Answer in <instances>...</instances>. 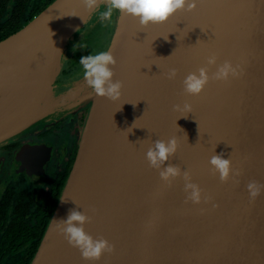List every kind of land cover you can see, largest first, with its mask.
Instances as JSON below:
<instances>
[{
    "label": "water",
    "instance_id": "95a60500",
    "mask_svg": "<svg viewBox=\"0 0 264 264\" xmlns=\"http://www.w3.org/2000/svg\"><path fill=\"white\" fill-rule=\"evenodd\" d=\"M107 3L99 0L89 9L84 0H53L0 40V142L75 97L91 102L65 187L30 264H69L81 254L56 226L71 210L87 217V233L93 215L99 220L109 212L102 238L113 250L99 260L76 258L82 264H264V0H197L193 9L151 23L157 31L155 67L138 137L119 180L109 175L103 155L131 128L119 133L109 126L118 110H110L113 100L85 92L87 84L63 95L53 89L68 42ZM133 22L134 16L118 12L106 48L114 57ZM142 40L135 36L131 45ZM45 52L48 59L42 60ZM226 61L238 74L216 79ZM130 66L114 71L122 88ZM172 68L176 74L169 79ZM38 69L39 80L26 88ZM201 69L207 83L198 94L185 92V77ZM134 100L128 110L123 105L128 115L122 121L132 120ZM169 139L176 150L159 167L149 164L147 150ZM217 155L230 161L225 179L210 163ZM169 165L179 174L164 179L160 173ZM252 181L262 186L255 198L247 188ZM188 183L199 188V202L187 198Z\"/></svg>",
    "mask_w": 264,
    "mask_h": 264
},
{
    "label": "flooded vegetation",
    "instance_id": "af4514ba",
    "mask_svg": "<svg viewBox=\"0 0 264 264\" xmlns=\"http://www.w3.org/2000/svg\"><path fill=\"white\" fill-rule=\"evenodd\" d=\"M49 1L0 0V30H19ZM104 22L99 20L84 35L90 30L99 34ZM110 38L66 49L53 82L56 95L81 85L80 56L94 54L102 43L107 47ZM90 89L87 85L84 91ZM83 96L0 142V264H30L38 249L77 154L91 105Z\"/></svg>",
    "mask_w": 264,
    "mask_h": 264
},
{
    "label": "clouds",
    "instance_id": "9594fccd",
    "mask_svg": "<svg viewBox=\"0 0 264 264\" xmlns=\"http://www.w3.org/2000/svg\"><path fill=\"white\" fill-rule=\"evenodd\" d=\"M99 0H84L85 7L92 9L98 4ZM197 0H108L107 8L100 13L102 21H110L113 11L132 15L138 18L142 26L149 23H160L166 21L172 14L179 9H193ZM83 46V45H82ZM214 58L210 57L209 62ZM79 63L83 68V78L86 84L99 96H104L115 101L121 95L122 82L114 80V66L116 59L110 51H99L80 56ZM176 69L172 68L168 72V78H174ZM237 75V70L229 62L221 65L215 73L216 79H226L228 75ZM209 76L204 69L200 70L199 75L190 73L183 81L184 91L189 94H198L207 83ZM189 106L184 105L183 110H188ZM177 148L174 139L167 141L157 140L154 145L146 152V158L154 167H159L167 157ZM210 163L220 173L221 179H225L230 171V161L219 155L213 156ZM179 174V169L175 166H167L160 175L167 179L170 176ZM261 185L255 181L249 182L247 188L250 198H255L261 191ZM191 189V191H188ZM187 198L194 203L201 199L200 190L195 184L188 183L185 185ZM87 217L80 211L71 210L65 219L57 222L58 230L70 245L79 249L82 258L85 260H99L105 252H111L113 245L106 239L93 238L84 229V223Z\"/></svg>",
    "mask_w": 264,
    "mask_h": 264
},
{
    "label": "bare ground",
    "instance_id": "6f19581e",
    "mask_svg": "<svg viewBox=\"0 0 264 264\" xmlns=\"http://www.w3.org/2000/svg\"><path fill=\"white\" fill-rule=\"evenodd\" d=\"M149 24L147 26H142L139 23L138 18L135 17V22H133V25L131 27L132 31L130 30V38H127L122 43L115 56L116 64L112 66L114 67V71H116L117 68L125 66L129 63L131 65L129 69L130 71L124 79L125 83L123 85V88L121 89L122 95L118 100L113 101L114 106L110 107V110H114L117 108L118 110L113 115H111V117H109V120L107 119L109 122V126L112 127L114 125L115 130L119 133L122 130H126L128 127L131 128L130 132L116 136V140L119 138L118 142L113 144L111 151H107L103 155L104 167H107L109 175L111 177L116 176L117 180L121 179L124 176L127 163L131 156L133 147L135 146L140 125L139 121L142 115L141 113L143 110L145 99L147 97L146 91L150 84V80L155 67V59L158 46L157 31L156 25L153 26L151 23ZM135 36L141 39L145 38V41L142 40L138 45H131V43L134 41ZM46 52L43 55L42 60L48 59V54L46 55ZM122 68L125 69V67ZM134 69L141 79L140 84L137 83V78L132 73ZM40 74V69L33 71L29 78H27L28 85L26 88L31 89L32 86H34V84H36L39 80ZM136 90H139L140 92V102L134 100V97L137 94ZM129 100H134V108L130 109L129 112L132 120L125 118L123 121L126 122V125L123 126L122 114L126 113L128 115L127 110ZM123 105H126L127 110L123 109ZM117 115H121V117L118 119ZM111 152H113V156H111ZM107 184L108 181L105 180L104 187H106ZM103 212L105 213V216L103 215V217H101L99 220L94 218V215L91 217V222L89 224L90 229L88 230V233L93 238H102V231L107 225L109 215V212L107 210H104ZM80 256L81 254L75 256V261H72L69 264H82L76 259H79Z\"/></svg>",
    "mask_w": 264,
    "mask_h": 264
},
{
    "label": "rangeland",
    "instance_id": "374dc122",
    "mask_svg": "<svg viewBox=\"0 0 264 264\" xmlns=\"http://www.w3.org/2000/svg\"><path fill=\"white\" fill-rule=\"evenodd\" d=\"M106 8H107V5L106 6H100L98 8L97 12L94 13V15L91 17V19L79 31V33H77V35H74L71 38V40L68 42L67 46L65 47V49L63 51V54L66 52V49L68 47L73 46L75 43L78 44L77 47H80V48L81 47H84L85 48L89 44V41H91L93 39L92 36L99 37V38H101L103 40L104 39H107V38H110V36H112V32H113V28H114V23H116L115 21H116L117 15H118V11H116V10L113 11V15L111 17V20L104 22V28L102 29V27H101V30H100V33L99 34L96 31H91L90 30V31H88V34L85 36L84 35V32H83V31H86L87 29H90L91 27H93L96 23L98 24L99 20H101L100 13L103 12L104 10H106ZM109 41H110V39H109ZM104 51H106V49ZM63 54H62V56H63ZM85 54L83 53V55H85ZM83 84H86L85 80L82 81V83H81L80 86H82Z\"/></svg>",
    "mask_w": 264,
    "mask_h": 264
},
{
    "label": "trees",
    "instance_id": "16d2710c",
    "mask_svg": "<svg viewBox=\"0 0 264 264\" xmlns=\"http://www.w3.org/2000/svg\"><path fill=\"white\" fill-rule=\"evenodd\" d=\"M53 0H50L46 5H45V7L48 5V4H50L51 2H52ZM44 7V8H45ZM43 8V9H44ZM40 10L41 9H39V11L38 12H40ZM19 28V27H18ZM18 28H16V29H13V30H8V29H4V30H0V39L1 38H3V37H6L7 35H9L12 31H15V30H17ZM93 37V39L91 40V41H89V46H93L94 44H95V39L97 38L96 36H92ZM106 42H105V44H101L100 46H98V49L95 51V53L96 52H99V51H104L105 49H106Z\"/></svg>",
    "mask_w": 264,
    "mask_h": 264
}]
</instances>
